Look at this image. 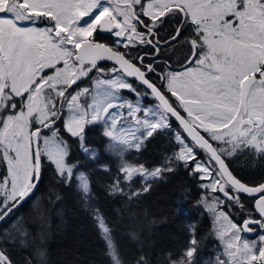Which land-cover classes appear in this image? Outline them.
Here are the masks:
<instances>
[{"label": "snow or ice", "instance_id": "1", "mask_svg": "<svg viewBox=\"0 0 264 264\" xmlns=\"http://www.w3.org/2000/svg\"><path fill=\"white\" fill-rule=\"evenodd\" d=\"M15 5L24 0H0V20L40 27L54 46L66 41L72 58L37 64L24 91L0 96V264H52L48 209L20 215L49 170L91 218L103 264H264V67L251 94L249 77L237 80L244 38H264V0H98L70 26L59 12ZM102 11L107 25L96 23ZM73 26L91 30L77 37ZM85 42L92 47L81 55ZM96 127L100 144L88 140ZM160 135L171 147L150 162ZM237 165L260 168L259 179H244ZM180 168L217 225L207 260L194 225L181 248L155 251L141 239L145 220L129 210ZM101 193L122 209L106 211ZM61 199L57 191L51 203Z\"/></svg>", "mask_w": 264, "mask_h": 264}, {"label": "trees", "instance_id": "2", "mask_svg": "<svg viewBox=\"0 0 264 264\" xmlns=\"http://www.w3.org/2000/svg\"><path fill=\"white\" fill-rule=\"evenodd\" d=\"M169 31L168 28L161 30L162 39H166ZM182 58L183 55L179 52L172 56L174 61ZM100 131L101 129L96 127L89 133L90 143L102 142ZM169 141V136L160 135L150 143L148 152L145 153V156L150 158V162L171 147ZM72 151L74 158H80L81 163H86L75 146ZM236 167L238 174L246 180L259 179L262 171L260 168L252 169L239 165ZM54 175L51 170L46 173L40 190L33 201L20 209V215L25 219L34 220L33 205L48 209L50 218L48 246L52 264H89L90 260L96 261V264H103L102 243L91 218L76 203L74 194L56 183ZM95 179L100 184L103 183L104 177L99 175ZM57 191L61 193L62 199L53 204L51 201ZM200 194L197 180L180 168L167 179L156 182L152 190L141 198L140 203L129 206L130 211L138 213L139 218L145 220L141 239L144 240L146 247L151 245L152 250L155 251L179 249L189 238V226L194 225L198 230V238L202 239L199 255L204 259L211 257L217 243L210 235L209 218L198 208L197 201ZM101 201L110 214L112 209L121 210L123 206V201L108 199L103 193H101ZM124 243L126 251H130L132 242Z\"/></svg>", "mask_w": 264, "mask_h": 264}, {"label": "rangeland", "instance_id": "3", "mask_svg": "<svg viewBox=\"0 0 264 264\" xmlns=\"http://www.w3.org/2000/svg\"><path fill=\"white\" fill-rule=\"evenodd\" d=\"M98 0H24V5H15L16 11L20 12L21 8L28 6L34 12L48 11L60 13V22L65 26H70L73 21H78L81 12H89L96 6ZM26 16L27 14L24 13ZM107 13L102 11L96 18V23L101 16H106ZM90 27L83 29L73 26L72 34L79 37L81 32H89ZM244 55V65L239 70L240 75L237 80L243 79V76L249 77L247 94H251L253 89H257V85L253 82V73L257 65L264 67V38L258 35H248L244 38L240 45ZM68 57L72 58L71 51L67 48V42L54 46L48 40L47 35L41 31L40 27L31 28L28 26L17 25L12 20H0V96L6 95L5 88L13 89V95L24 91L33 79L32 71L37 64L55 63L56 59ZM103 86H101L102 88ZM96 88L93 82L92 93L95 94ZM257 95L260 93L257 92ZM200 188V187H199ZM201 190V189H200ZM203 195L202 190L199 199ZM201 210L210 221V232H215L217 225L212 220V213L206 208L198 204ZM216 241L215 236L211 235ZM202 241V239H201ZM217 243V241H216ZM212 250V255L217 251ZM201 260L204 259L200 256Z\"/></svg>", "mask_w": 264, "mask_h": 264}, {"label": "water", "instance_id": "4", "mask_svg": "<svg viewBox=\"0 0 264 264\" xmlns=\"http://www.w3.org/2000/svg\"><path fill=\"white\" fill-rule=\"evenodd\" d=\"M102 20L104 21V23L106 25L109 24V21L107 19V16H101L98 19L97 23H100ZM90 47H92V45L90 43L85 42V47H84V49L81 50V55H85ZM249 82H250V80L248 81V84H249ZM247 91H248V87H246V92Z\"/></svg>", "mask_w": 264, "mask_h": 264}, {"label": "flooded vegetation", "instance_id": "5", "mask_svg": "<svg viewBox=\"0 0 264 264\" xmlns=\"http://www.w3.org/2000/svg\"><path fill=\"white\" fill-rule=\"evenodd\" d=\"M160 35H161V32H160ZM163 36H161V38H162ZM169 55L171 56V53H169Z\"/></svg>", "mask_w": 264, "mask_h": 264}]
</instances>
